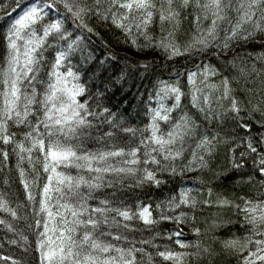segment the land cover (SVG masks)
I'll return each mask as SVG.
<instances>
[{"label": "trees", "instance_id": "trees-1", "mask_svg": "<svg viewBox=\"0 0 264 264\" xmlns=\"http://www.w3.org/2000/svg\"><path fill=\"white\" fill-rule=\"evenodd\" d=\"M27 1L31 0H0V92L4 90L2 80L7 71L9 38L14 27H18L11 23L12 12ZM39 2L46 4L51 0ZM68 2L74 11L78 8L93 11L81 13L77 18L62 2H57L55 8L39 11L38 19L29 22L21 32V36L30 39L32 33L41 37L50 29L38 49L39 70L33 82L37 99L51 79L50 72L54 70L51 65L56 61L55 52L63 45L59 42L63 38L71 50L66 48L61 65L75 75L78 83L75 82L85 90L78 101L86 102L88 111L96 114L89 117L94 125L87 130L90 135L71 143H79L89 152L113 149L127 152L140 148L136 157L141 161L139 164L120 163L133 159L130 156L110 161L117 167H132L136 171L105 174V186L92 192L87 202L95 207L106 199L114 208L130 209L137 214L147 207L153 221L145 224L138 215L130 221L117 217L129 228L102 226L101 231L126 238L111 241L119 248L141 249L134 253L136 264H245L246 257L253 259L250 254L257 248L254 241L264 240V235L253 232L244 209L245 201L252 204L264 201V175L257 171L259 158L264 155V143H260L264 140V33L255 32L247 39L226 41L229 26L222 24L217 29L216 39L209 38L207 46L196 44L189 48L206 36L210 27L209 20L197 22L194 19L198 13L191 7L180 9L178 3L173 4L180 11L178 27L161 24L154 15L147 28L138 30L132 26L131 32L126 33L113 23L108 0H101L98 13L95 0ZM154 2L159 8L160 0ZM57 22L59 29H51ZM77 22H82L81 30H71ZM17 42L23 44L21 40ZM162 44H173L182 54L172 55L171 49ZM206 69L210 70L206 73ZM193 72L197 84H192L189 78ZM202 77L204 83L200 82ZM225 79L229 81L232 97L242 109L240 119L229 110L230 100L223 98L222 81ZM22 86L30 91L27 82ZM166 87L179 89L178 107L173 108L175 95L165 94ZM160 99H165L166 107L172 111L168 113V121L155 120L158 135L166 139V134L182 117H188L194 127L183 142L170 146L173 153L181 152L180 156L165 160L167 152L152 153L160 161L159 164L149 162L150 171L159 181L156 183L144 178L143 167L145 159L151 160L145 153L155 145L141 144V141H148L152 134L153 110ZM32 109L35 115L28 119L35 125L42 116L36 105ZM244 124L250 127L245 128ZM30 130L28 125L10 121L6 134L13 139L8 144L0 141V204L5 206L0 207V221H3L0 223V264H39L38 226L43 225L47 215V211H42L41 202L43 185L48 182L50 173L44 171L43 152L33 148L30 154L22 153L17 147L18 144L31 147V141L25 139ZM43 132L41 127L40 133ZM205 136L212 139V144L208 148L198 147ZM248 142L257 148L255 153L247 147ZM4 152L7 158L2 155ZM199 157H203V162ZM78 171L71 166L59 168V172L72 176ZM80 191L87 195L83 186ZM185 199L188 203H182ZM225 201L227 203H222ZM69 202L77 200L73 197ZM260 231L264 232V228ZM177 232L181 235H175ZM232 240L239 242L237 246L225 247V242ZM181 244L190 247H181ZM198 251L200 255H194ZM160 252L184 255L180 261L165 260ZM256 264H264V261H256Z\"/></svg>", "mask_w": 264, "mask_h": 264}, {"label": "snow or ice", "instance_id": "snow-or-ice-1", "mask_svg": "<svg viewBox=\"0 0 264 264\" xmlns=\"http://www.w3.org/2000/svg\"><path fill=\"white\" fill-rule=\"evenodd\" d=\"M57 2H62L64 8L72 13L77 18L81 13L93 11L92 9L78 8L74 11L73 5L68 0H51L44 5L45 8L53 9ZM111 11L112 8L123 10L119 17L115 12L112 13L111 19L117 27L124 29L126 33L131 32V27L135 26L138 30L147 28L152 23L154 15H157L161 24L169 23L173 27H178L180 22V11L173 7L174 3H178L180 9L193 8L198 14L194 17L197 22L201 20H209L210 27L207 29L206 36H203L189 45V48L195 47L196 44L207 46L209 38L216 39L217 29L222 24H227L225 39L230 41L233 39L252 36L255 32L264 33V0H160V7L154 0H108ZM97 13L101 0H95ZM167 7H164V5ZM37 12L35 6L15 21L14 31L9 38V59L8 69L3 73L2 83L4 90L0 92L2 97V106H0V141L8 144L13 137L6 134L7 125L11 121L17 125H28L30 131L25 134V139L31 141V147L25 148L23 144H18L20 152L31 153L33 148H36L44 153V171L50 173L47 177V183L43 185V197L41 202L42 211H47L49 219L58 218L57 223L49 228L48 223L44 224L45 231L40 235L42 239L39 241V246L42 249L41 259L42 264H136L134 253L142 251L141 249L129 248L123 249L117 247L112 240L119 241L126 239L120 235H113L112 232L101 231L102 226H109L119 229L123 227L129 228L127 223L135 216H139L145 224H151V213L147 207L141 208L139 213H133L130 209L114 208L108 200H100L98 206L92 207L88 204V200L92 198V192L105 186V174H133L136 169L132 167H117L110 161L116 157L130 156L133 159L123 160L120 163L124 165H136L141 161L137 159V153L140 148L137 147L130 151L124 149H113L107 151L89 152L84 150L79 143L73 144L71 141H79L81 138H87L90 135V130L94 127L89 119L95 116V113L88 111L87 103H80L77 97L83 95L84 88L78 84H71L67 77L56 71L51 73V79L47 83L44 93L40 99H37V91L33 82L37 80L36 73L39 70L40 49L44 37L49 34V30L44 32V36L37 37L32 33V38L24 40L21 32L28 26L27 22L34 19V14ZM105 19L109 17L105 16ZM137 19L139 22H137ZM129 21V23H124ZM60 24L57 22L51 25V29H59ZM91 31V30H89ZM18 40L23 41L20 45ZM135 43V41H133ZM166 49H171L172 55L182 54L175 45H163ZM227 47V43L224 45ZM188 49H185L187 51ZM65 53L60 52L57 55L55 67H59L64 59ZM210 69H206L209 71ZM214 74V73H213ZM73 80L75 75L71 72L67 74ZM195 76L191 74L190 79ZM27 82L30 86L28 89L22 88V85ZM223 98L230 100L229 110L236 113V119H240L239 113L241 108L239 102L231 95V88L227 79L222 81ZM165 94L171 92L175 95L176 104L173 108L179 106L180 92L178 88H165ZM197 100L196 97L193 98ZM207 103V97H205ZM36 105L41 111L42 118L37 119V123L33 125L28 119L29 116H34L35 112L32 106ZM172 108H164L161 104L160 109L155 110L153 117L154 123L151 126L152 134L148 141H141V144L151 143L155 147L151 148L150 152H146L145 156L151 157V160L145 159L143 162L159 164L152 153L167 152L164 159L175 158L181 155V152L175 153L171 150V145L177 142H183L188 136L194 125L188 117H182L179 123L174 124L165 139L158 135V127L155 120H169V115ZM203 111V109H201ZM207 118V117H206ZM249 128L250 125H242ZM44 132L40 133V128ZM264 127V125H262ZM124 131H134L132 129H124ZM111 136V133H106ZM45 137L48 143L45 144ZM215 139V137H213ZM260 143H264L261 140ZM212 144V139L205 136L197 145L200 148H208ZM247 147L251 152L257 151L256 147L252 146L251 142L247 143ZM2 155L7 158V153ZM244 156V153H241ZM24 157L21 156V159ZM203 162V157H199ZM63 166L74 167L78 171L76 176L67 175L63 172H58L57 168ZM240 167L241 165H235ZM257 171L264 175V155H261L257 164ZM80 172H85L87 175H82ZM24 172L21 171V176ZM146 180L155 181V173L145 169ZM251 179V178H250ZM87 190V195H83L80 191L81 187ZM111 186V185H108ZM28 187L25 182V188ZM55 194V196L53 195ZM75 197L77 202L70 203L69 199ZM31 198V196L29 197ZM56 211L50 208L52 201ZM60 201H63L61 203ZM182 203L188 201L182 200ZM222 203H227L222 202ZM0 207H5L0 204ZM5 210H7L5 208ZM246 220L252 225L254 233L264 235L260 229L264 228V201L252 204L251 201H245ZM15 215V213H12ZM3 223V221H0ZM51 233V235H49ZM175 235H181L180 232ZM54 237V238H53ZM105 237L110 238L108 240ZM252 242V241H249ZM180 244V241L177 240ZM239 242L236 240L225 242V247L235 248ZM257 245L256 252L250 254L253 259L245 258V264H256V261H264V240H255ZM181 247H190V245L181 244ZM203 251L209 252L204 249ZM115 253V255H112ZM159 255L165 260L180 261L184 254H175L172 252H160ZM199 256V251L194 253Z\"/></svg>", "mask_w": 264, "mask_h": 264}, {"label": "bare ground", "instance_id": "bare-ground-1", "mask_svg": "<svg viewBox=\"0 0 264 264\" xmlns=\"http://www.w3.org/2000/svg\"><path fill=\"white\" fill-rule=\"evenodd\" d=\"M31 2H32V3H31ZM44 5H45V4H41V3L39 2V0H31V1L24 2V3L22 4L23 7L17 8L16 10H14V11L12 12V17H11V19H12V22H11V23H12V25H14V26H18V25H15V21H16L17 19L20 18L19 16H22L23 14L29 12V11L32 9L33 6H35V7L37 8V12L34 14V19H33V20L38 19V13H39V11H42V12H43V11H47V10H49V8L45 9ZM115 11H120V10H117L116 8H112L110 12H115ZM122 11H123V10H122ZM44 20H46V17H44ZM137 21H138V19H137ZM27 23H29V22H27ZM124 23L127 24V23H129V21H124ZM82 25H83L82 22H77V23H75V24H73V25L71 26V30L79 31V30H81V27H80V26H82ZM18 41H20V40H18ZM59 42H60L61 44H63L64 46L60 44L61 47L55 52V57H57L58 53H60V52H64V53H65V56H66L67 49H68V51H70V50H71V46H70L69 43H68L65 39H63V38L60 39ZM66 48H67V49H66ZM65 56H64V58H65ZM55 62H56V61H54V62L52 63V65H51V68H53L54 70H52V71L50 72V77H51V73H52L53 71H56V72H58V73H60V74H63V76H64V77H67L69 80L76 81V79L73 80L71 77H68V76H67V74H68L69 72L65 71V70L63 69V66H62L61 64L59 65L58 68L55 67ZM61 62H62V61H61ZM193 73H194V72H193ZM193 73H191V74H193ZM76 82H77V81H76ZM77 83H78V82H77ZM143 167H144L145 169H147L148 171L151 170V166L149 165V163H146ZM54 205H55V204H54ZM54 205H52L53 209H55ZM150 219H151V217H150Z\"/></svg>", "mask_w": 264, "mask_h": 264}, {"label": "rangeland", "instance_id": "rangeland-1", "mask_svg": "<svg viewBox=\"0 0 264 264\" xmlns=\"http://www.w3.org/2000/svg\"><path fill=\"white\" fill-rule=\"evenodd\" d=\"M122 12V10H120V11H115V13L119 16L120 15V13ZM24 15V14H23ZM22 15V16H23ZM19 17H21V16H19ZM24 37V40H27V39H29L26 35H24L23 36ZM18 43V42H17ZM6 69H8V64H7V68ZM5 73V72H4ZM202 73H204L205 74V71L203 70L202 71ZM204 80L205 79H203V77L200 79V82H202V83H204ZM70 81V83L71 84H77L75 81H72V80H69ZM199 81V80H198ZM191 82H192V84L195 82L196 84H197V78H196V73H195V76H193L192 78H191ZM48 83V82H47ZM22 88H24V86H22ZM25 89V88H24ZM199 90V89H198ZM1 99H2V97H1ZM77 100H78V97H77ZM161 104H163V106H164V108H167L166 107V105H165V99H160V100H158V103H157V106L154 108V110H153V117H154V115H155V110H158V109H160V106H161ZM59 168L60 167H58L57 168V171L59 172ZM54 196H55V194H53ZM56 203V201L55 200H53L52 201V204L50 205V208H51V210L53 211V213H55V211H56V209H53V207H52V205H54ZM57 220H58V218H56V219H54V220H50L49 219V216H48V213H47V215H46V217H45V220L43 221V225H39L38 226V235H37V251H38V256H39V264H42V259H41V252H42V249L40 248V246H39V241L42 239V237H41V233L42 232H44L45 231V229H44V224L45 223H48V225H49V228H51V227H53L56 223H57ZM181 230H183V228H181ZM49 235H51V233H49ZM54 238V237H53ZM112 255H115V253H112Z\"/></svg>", "mask_w": 264, "mask_h": 264}]
</instances>
